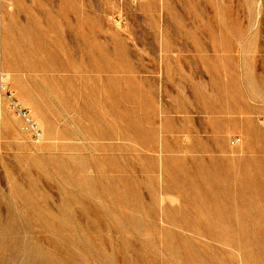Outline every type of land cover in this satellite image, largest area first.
<instances>
[{
    "label": "rangeland",
    "instance_id": "1",
    "mask_svg": "<svg viewBox=\"0 0 264 264\" xmlns=\"http://www.w3.org/2000/svg\"><path fill=\"white\" fill-rule=\"evenodd\" d=\"M0 73V264H264V0H0Z\"/></svg>",
    "mask_w": 264,
    "mask_h": 264
},
{
    "label": "built area",
    "instance_id": "2",
    "mask_svg": "<svg viewBox=\"0 0 264 264\" xmlns=\"http://www.w3.org/2000/svg\"><path fill=\"white\" fill-rule=\"evenodd\" d=\"M134 4H137V0H134ZM0 86L9 102L12 111L18 117L23 119L25 130L31 134L34 139L40 140L42 138V130L38 122L33 117L30 110L23 106L17 99L15 92L10 87L9 76L6 73H0ZM234 142H237V139Z\"/></svg>",
    "mask_w": 264,
    "mask_h": 264
}]
</instances>
